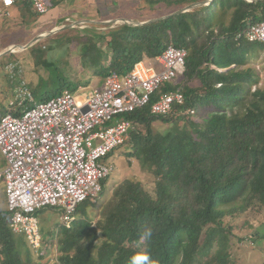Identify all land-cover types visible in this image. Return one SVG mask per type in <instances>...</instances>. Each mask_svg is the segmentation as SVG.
Segmentation results:
<instances>
[{
    "label": "trees",
    "instance_id": "obj_1",
    "mask_svg": "<svg viewBox=\"0 0 264 264\" xmlns=\"http://www.w3.org/2000/svg\"><path fill=\"white\" fill-rule=\"evenodd\" d=\"M145 1L176 11L207 0ZM263 20L264 0H212L179 15L109 31L106 60L91 56L95 76L102 80L113 72L125 76L136 63L154 61L168 46L185 49L183 76L161 91L182 87L185 101L179 110H194V116L199 110L202 122L190 132L184 127L190 116L151 114L155 97L145 108L122 116L133 124L126 142L131 149L128 156L154 176V190L149 193L140 182L123 180L102 206L95 225L87 219L86 210L80 213L77 209L73 226L59 227L50 242L59 263L131 264L133 258L142 260V253L150 255L152 264L229 263L235 237L224 218L251 206L264 209V89L251 90L258 82L253 71L244 68L259 45L234 40ZM225 21L228 26L215 32V25ZM91 38L96 44L104 41L95 35ZM78 84L59 76V86L37 103L63 90L75 92ZM7 113L18 116L19 109L4 112L0 118ZM156 121L172 126L166 133H154L151 125ZM179 123H183L181 128ZM4 204L0 211L1 264H47L43 262L49 248L46 239L42 238L43 248L36 256L22 236L10 231L5 197ZM146 228H151L152 236L141 239Z\"/></svg>",
    "mask_w": 264,
    "mask_h": 264
},
{
    "label": "built area",
    "instance_id": "obj_2",
    "mask_svg": "<svg viewBox=\"0 0 264 264\" xmlns=\"http://www.w3.org/2000/svg\"><path fill=\"white\" fill-rule=\"evenodd\" d=\"M52 1L55 0H0V19L7 18L15 4H30L36 14L45 15ZM235 39L264 47V20L238 33ZM186 57L185 49L168 46L155 59L160 70L139 62L125 76L113 72L103 87L84 96V101L64 90L36 103L17 63L5 66L11 78H19L8 106L9 110L19 109V113L0 118V182L10 217L9 229L22 236L36 256L43 248L40 211L56 209L58 227L70 229L78 207L100 198L102 183L114 170L104 160L126 144L133 128L132 122L122 120V116L145 108L153 97V115H195L194 110H179L185 101L182 87L161 91L162 86L183 76ZM26 103L32 107L26 108ZM57 257L55 253L53 262L63 264Z\"/></svg>",
    "mask_w": 264,
    "mask_h": 264
},
{
    "label": "rangeland",
    "instance_id": "obj_3",
    "mask_svg": "<svg viewBox=\"0 0 264 264\" xmlns=\"http://www.w3.org/2000/svg\"><path fill=\"white\" fill-rule=\"evenodd\" d=\"M121 2L122 7L125 6V10L137 22L165 17L180 10L168 9L162 4L154 6L145 0H122ZM49 15L46 14L45 16L48 17ZM19 22L17 18L0 20V23H2L0 27V54L4 53L5 49L11 44L27 46L31 35L20 29V26H18ZM43 30V34L48 36L28 46L23 51L16 49L15 53H10L0 58V114L2 115L4 112L9 111V103L14 98L15 87L13 85L17 86L15 82L19 80L18 77L11 78L10 74L8 75L5 71L4 66L9 62H17L19 64L21 78L27 83L28 89L36 103L40 101L45 93L59 86V76L75 84L79 83L77 92H75V96L79 101H84V96H88L94 89L100 90L101 78L98 76L91 77V62L94 60L91 56L94 54L97 56L101 55L100 59L103 58L105 61L108 54L104 48L105 45L101 41L96 44V41L91 38L92 35H100L95 34L93 29ZM98 30L101 31L102 29ZM51 32L53 33L50 34ZM93 45H95V48H93ZM262 63L264 64V52L253 62V68L262 65ZM262 69L263 67L259 71L256 87L251 86L252 91L255 88L264 89V71ZM195 84L196 82H193L192 85ZM251 85H253V82ZM196 114L198 116H192V119H188L189 123L184 125L190 132L198 130L199 123L202 122L200 120L201 112L198 110ZM179 124L181 128L183 123ZM171 126V124L160 121H156L151 125L154 133L161 134L166 133ZM139 130L143 131V128L140 127ZM129 153H131V149L126 143L105 158L104 162L111 164L114 170L106 180L102 195L94 203L85 202L78 207L80 213L86 210V217L93 225L99 220L100 210L111 197L113 189L123 180L138 181L147 192H153L154 176L147 169L142 168L136 158L128 156ZM4 207V193L0 182V211ZM38 219L41 234L46 239L45 247L49 246L46 249L48 252L43 262L51 264V259L55 253H58L50 242L59 232V212L56 209H44L38 213ZM223 223L231 229L235 237L229 248L228 264H263L264 235L261 231H264V209L251 206L244 213L225 217Z\"/></svg>",
    "mask_w": 264,
    "mask_h": 264
},
{
    "label": "crops",
    "instance_id": "obj_4",
    "mask_svg": "<svg viewBox=\"0 0 264 264\" xmlns=\"http://www.w3.org/2000/svg\"><path fill=\"white\" fill-rule=\"evenodd\" d=\"M121 1L111 2L109 0H55L51 2L49 11L47 13V14H50L48 17L45 16L46 14L45 15L36 14L30 4H15L13 7L10 8L9 16L3 19L7 20V19H12V18H17V20L20 21L18 23V26H20V29L26 34L31 35L30 40H29L30 42L28 41L27 46L33 41L35 37L39 35H44V38L48 36V35L43 34L44 33L43 29H59V30L64 29V31L65 30L67 31L68 29H79V30L80 29H93L95 34H99L100 36H102V37L100 36L99 37L101 39L103 38L104 41H101V40L100 41L105 45L106 44L105 39H107L106 37L109 31L119 26L126 25L125 23L122 22V20H126L131 23L146 22V21L137 22L133 20L132 16L128 14V12L125 10L124 8L125 6L122 7ZM3 19H0V20H3ZM157 19H160V18H157ZM1 25L2 23H0V27ZM215 26H216L215 28V32H216L217 29L224 28V26H228V24H227V21H225L222 25L217 24ZM98 29H102V30L99 31ZM234 40L238 41L236 39ZM241 40H244V39H241ZM22 45L23 44H17V45L11 44L5 49L4 52L8 51L9 49L14 50L13 53H15L16 49L23 51L27 48V46L25 45L22 46ZM258 45L259 46H257L256 51L251 52L249 54L248 60L246 64L244 65L245 69H250L253 71V74H252L253 78H256V79L259 76V71L261 67H263L262 71H264L263 63L262 65L258 67L256 66V68H253V65H252L253 62L256 61V59L264 52V47L260 44ZM104 48L107 51L106 45ZM9 63H17V62H9ZM141 63L155 70H160L161 68L160 65L156 62V60L151 61V60L145 59ZM7 64H5V66ZM17 65L19 66L18 63ZM212 68L216 69L214 67ZM231 68H234V66L227 68V69L220 70V71L225 72ZM93 76L95 75L91 71V77L94 78ZM103 82L104 80L101 79L100 89L103 87ZM15 85H16V82H15ZM13 87H15L14 89H16V86L13 85ZM27 88H28V85H27ZM75 92H77V90ZM75 92H72V93H75ZM261 233H263V231H261Z\"/></svg>",
    "mask_w": 264,
    "mask_h": 264
},
{
    "label": "water",
    "instance_id": "obj_5",
    "mask_svg": "<svg viewBox=\"0 0 264 264\" xmlns=\"http://www.w3.org/2000/svg\"><path fill=\"white\" fill-rule=\"evenodd\" d=\"M211 1H212V0H207V1H204V2H200V3H196V4L188 5V6H186L185 8L180 9V10H178V11H176V12H174V13L168 15V16L161 17L160 19H152V20H149V21H146V22H143V23H131V22H128V21H126V20H122V22L125 23V24L128 25V26H131V27L140 26V25H144V24H147V23H150V22H153V21H157V20L165 19V18H167V17H169V16H175V15H179V14H182V13L188 12V11H190V10L196 8V7H201V6L208 5ZM247 1H249V2H256V1H258V0H247ZM52 33H53V32H51V34H52ZM42 38H44V35H39V36L35 37V38L33 39V41H32L28 46L32 45L33 43L39 41V40L42 39ZM28 46H27V47H28ZM20 48H21V47H20ZM22 48H23V47H22ZM25 48H26V47H25ZM13 51H14V50L9 49L8 51H6V52L0 54V57L5 56V55L10 54V53H13Z\"/></svg>",
    "mask_w": 264,
    "mask_h": 264
},
{
    "label": "clouds",
    "instance_id": "obj_6",
    "mask_svg": "<svg viewBox=\"0 0 264 264\" xmlns=\"http://www.w3.org/2000/svg\"><path fill=\"white\" fill-rule=\"evenodd\" d=\"M77 217V215H76ZM152 236V230L151 228H146L142 233H141V239H149ZM142 260L137 261L135 258L131 261V264H152L151 257L147 253H142Z\"/></svg>",
    "mask_w": 264,
    "mask_h": 264
}]
</instances>
